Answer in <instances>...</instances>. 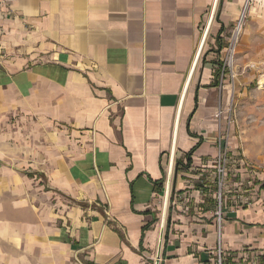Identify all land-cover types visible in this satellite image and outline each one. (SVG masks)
Masks as SVG:
<instances>
[{
    "label": "crops",
    "instance_id": "1",
    "mask_svg": "<svg viewBox=\"0 0 264 264\" xmlns=\"http://www.w3.org/2000/svg\"><path fill=\"white\" fill-rule=\"evenodd\" d=\"M2 1L0 264H213V189L180 168L174 198L194 199L169 208L162 238V185L174 150L180 165L216 156L230 90L215 85L214 44L245 0ZM230 145L258 192L245 209L226 200L222 247L227 264H253L264 158L237 123Z\"/></svg>",
    "mask_w": 264,
    "mask_h": 264
},
{
    "label": "built area",
    "instance_id": "2",
    "mask_svg": "<svg viewBox=\"0 0 264 264\" xmlns=\"http://www.w3.org/2000/svg\"><path fill=\"white\" fill-rule=\"evenodd\" d=\"M249 2L250 0H247L246 6ZM2 3L3 1L0 0V10ZM243 18L244 16L241 17L237 27L232 31L231 36L226 38L228 45L224 50V59H221L219 62L218 87L222 92L227 88L232 93L234 90L236 78L234 59ZM220 38L223 40L225 37L221 35ZM230 99L227 105L220 103L216 108L215 116L222 123L223 121L226 123V128L220 131L219 140L216 144V156L213 162L210 165L204 162H201L199 165L193 162L188 164L182 163L180 165L181 160L177 158L174 150L170 153L168 167L162 185L164 193L163 199L161 200L162 211L160 213V233L162 238L164 237L168 221L167 214L169 208L180 199L185 201L187 205L194 199L191 194L187 193L183 197L179 194L174 198L176 194L174 183L180 168L182 169L183 176L186 177L187 186L192 187L197 193L204 195L205 191L213 189L216 202L214 216L216 218L218 233V243L215 248L213 264H227L228 256L222 247L223 207L226 200H232L235 203L236 209H245L253 205L258 192V186L254 183L258 169H256V166L247 162L241 153L234 151L230 145L231 128L236 125V117L233 114V103H231ZM255 254L252 259L253 264H261L260 260L264 262V253Z\"/></svg>",
    "mask_w": 264,
    "mask_h": 264
},
{
    "label": "rangeland",
    "instance_id": "3",
    "mask_svg": "<svg viewBox=\"0 0 264 264\" xmlns=\"http://www.w3.org/2000/svg\"><path fill=\"white\" fill-rule=\"evenodd\" d=\"M246 4L247 0L233 27L227 31L223 27L221 32L222 36L229 38L244 16L234 59V90L233 93L230 90L227 96L233 103V114L245 152L248 155L250 138L253 140L252 151L255 156L264 158V85H260L264 80V0H250L247 6ZM227 42L226 40L219 43L216 40L214 47H217L218 51L222 49L224 53ZM218 51L215 52L219 53ZM224 54L218 62L224 59Z\"/></svg>",
    "mask_w": 264,
    "mask_h": 264
},
{
    "label": "trees",
    "instance_id": "4",
    "mask_svg": "<svg viewBox=\"0 0 264 264\" xmlns=\"http://www.w3.org/2000/svg\"><path fill=\"white\" fill-rule=\"evenodd\" d=\"M215 76H216V77H215V78H216V79H215V85L218 86V76H219V72H217ZM189 159H190V158H189Z\"/></svg>",
    "mask_w": 264,
    "mask_h": 264
},
{
    "label": "bare ground",
    "instance_id": "5",
    "mask_svg": "<svg viewBox=\"0 0 264 264\" xmlns=\"http://www.w3.org/2000/svg\"><path fill=\"white\" fill-rule=\"evenodd\" d=\"M260 85H261V86H263V85H264V80H262V81L260 82Z\"/></svg>",
    "mask_w": 264,
    "mask_h": 264
}]
</instances>
